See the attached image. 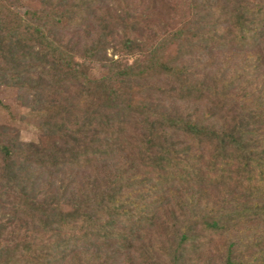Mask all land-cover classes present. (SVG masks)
I'll use <instances>...</instances> for the list:
<instances>
[{
	"label": "trees",
	"instance_id": "1",
	"mask_svg": "<svg viewBox=\"0 0 264 264\" xmlns=\"http://www.w3.org/2000/svg\"><path fill=\"white\" fill-rule=\"evenodd\" d=\"M0 264H264V0H0Z\"/></svg>",
	"mask_w": 264,
	"mask_h": 264
}]
</instances>
